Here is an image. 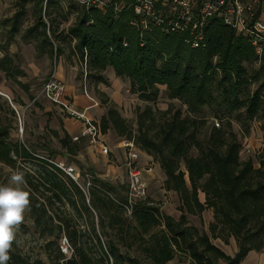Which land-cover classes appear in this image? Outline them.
Instances as JSON below:
<instances>
[{
  "label": "trees",
  "instance_id": "trees-1",
  "mask_svg": "<svg viewBox=\"0 0 264 264\" xmlns=\"http://www.w3.org/2000/svg\"><path fill=\"white\" fill-rule=\"evenodd\" d=\"M69 2L63 8L58 0H17L0 45V71L26 89L16 78L24 72L8 46L31 3L32 23L21 39L32 43L37 54L54 59L68 47L85 65L91 82H105L104 71L111 67L115 76L129 80V91L144 102L154 103L164 87L166 97L177 100L183 110L172 105L164 110L149 104L142 110L137 107L134 132L115 108L108 107L99 126L101 132L112 128L132 140L159 164L165 175L163 188L178 194L180 216L164 214L148 197L133 203L127 215V184L100 180L91 170V185L84 191L78 176L75 181L54 164L53 150L39 155L24 142L11 140L16 114L5 102L0 104V163L25 173L28 210L38 237L48 236L44 251L49 260L45 263L11 248L8 264H166L172 259L239 264L249 251H262L264 159L255 167L252 159L240 158L241 144L232 124L245 134L253 120L264 116V49L257 55L247 37L216 17L205 27V46L190 48L179 35L156 27L141 32L130 24V10L115 14ZM70 13L72 21L62 26ZM209 118L219 125L213 122L200 138ZM50 133L57 138L56 132ZM58 141L68 154L76 153L67 137ZM27 161L36 165L25 169ZM206 209L212 211L208 233L187 218L200 217ZM62 236L71 247L69 256L59 249ZM211 238L224 244L233 238L236 252L225 254ZM133 244L140 253L134 257L127 252Z\"/></svg>",
  "mask_w": 264,
  "mask_h": 264
},
{
  "label": "rangeland",
  "instance_id": "rangeland-1",
  "mask_svg": "<svg viewBox=\"0 0 264 264\" xmlns=\"http://www.w3.org/2000/svg\"><path fill=\"white\" fill-rule=\"evenodd\" d=\"M58 2L61 6H63V8L70 3L69 0H58ZM17 8V0H0V45L4 43L7 32L11 26L13 15L17 11ZM32 15V4L27 3L25 6V12L18 22V31L14 34L11 44L8 46L10 54L14 55L15 64L24 72L23 75L17 76L16 78L21 83L25 84L26 90H31L30 95H28L24 90L25 88L23 89L13 80L6 79L3 72L0 71V90L8 93V95H0V104L7 102L10 107H12V104L16 108L15 114H18V116L16 114L13 119V128L9 132V137L11 140L24 142V144L32 150L36 148L34 151L39 155L47 156V151L53 150L55 152V157L53 158L54 162H63L65 165L75 166L79 170L80 177L78 182L82 189L86 191L84 183L88 178L86 174L89 175L88 169L86 167L79 166V162H77L73 156H62V153L55 150V147L60 145L57 139L50 138L49 133L44 131V129L39 133L37 128L33 129L35 133L31 131V137H25V135L22 136V131L24 133L29 132L27 126H25L26 120L24 112L27 114L25 109L28 107L31 108L34 104H40L43 100H45V98L41 95V88L49 75L55 73L57 77L63 80L66 92L69 96L72 97V94L75 91H78L82 92L84 95H89L97 99L99 107L104 110V114L106 113L108 107L115 108L119 114L126 119L134 132L136 128L135 110L137 107L142 110L146 104H149L153 108L164 110L169 105H172L175 108H181L183 110L184 106H181L177 100L168 99L163 91L164 87H160V93L156 101L154 103H150L138 99L136 94L129 91V80L125 77L115 76L111 81L106 80L103 84H99V82H91L85 75V65L79 62L75 55L70 53L68 47L65 48L62 55L54 59H50L46 55L37 54L32 43H25L21 39L24 30L32 23ZM73 17L74 15L72 13L68 14V20L66 23L62 24V26L70 23ZM0 56H2L1 50ZM32 98H34V102L31 101ZM18 102L22 103V108L18 107ZM0 115L3 116L1 109ZM203 115L208 116V113L205 111ZM216 121L219 123L218 120ZM213 122H215V120L213 121L212 118L208 119L206 126L201 130L200 138H204L208 132L209 126L212 125ZM232 130L237 134L241 144V148L239 150L240 158L252 159L254 166L257 167L258 160L264 159V116L253 120L250 124L249 131L245 134L242 133L239 125L236 123L232 124ZM120 138L122 140L125 139V137ZM108 155L109 153L107 152L106 156ZM31 165L35 166L36 163L27 161L24 165L25 169H29ZM13 172H15V170H12L0 163V185L8 184ZM113 184L124 185L126 182H114ZM25 190H27V186ZM200 197H202L201 193ZM151 200L154 201V203H156L160 208L161 201ZM168 202L169 205H171V207H169L171 211L174 209L179 211L178 208L180 201L177 204V200L173 198L172 200H168ZM187 218L189 223L192 224V222H197L199 217L187 214ZM47 237L48 236H46V238ZM46 238L38 237V234L35 233L33 220L29 210H27L25 212L23 223H21L18 227L16 241L13 243L12 248L20 251L21 254L39 257L45 263H49L47 253L44 251ZM101 238L102 240L106 239L105 236H102ZM120 249L123 252L125 251L121 245ZM127 252L133 257L140 254L134 244L127 249ZM259 252H264V245L263 250ZM176 263L187 264L185 261Z\"/></svg>",
  "mask_w": 264,
  "mask_h": 264
},
{
  "label": "built area",
  "instance_id": "built-area-1",
  "mask_svg": "<svg viewBox=\"0 0 264 264\" xmlns=\"http://www.w3.org/2000/svg\"><path fill=\"white\" fill-rule=\"evenodd\" d=\"M69 1L85 8H96L101 11L111 9L115 14L130 10L134 15L130 24L139 28L141 32L156 27L165 33L179 35L183 44L190 48H203L205 46V27L211 18L216 17L221 19L223 24L233 28L237 34L247 37L257 55H260L264 49V21L256 16L259 0ZM41 95L48 102L57 105L61 111L79 119L82 124L80 135L88 138L103 152L107 151V147L98 141L101 132L99 124L65 98V84L55 73L49 75L44 81ZM11 106L16 111L12 104ZM214 125H219L216 120ZM121 144L128 148L125 160L128 177L125 212L129 215L132 204L147 197V184L142 178L141 169L137 166V152L133 141L124 139ZM54 164L67 176L77 180V174L72 166L65 165L63 162H54ZM86 176L88 178L84 184L85 188L91 185L90 175ZM77 184L79 185L78 182ZM79 187L81 186L79 185ZM59 249L67 256L71 254V247L64 236L59 240Z\"/></svg>",
  "mask_w": 264,
  "mask_h": 264
},
{
  "label": "crops",
  "instance_id": "crops-1",
  "mask_svg": "<svg viewBox=\"0 0 264 264\" xmlns=\"http://www.w3.org/2000/svg\"><path fill=\"white\" fill-rule=\"evenodd\" d=\"M256 16L264 21V0H259ZM104 76L107 81H111L115 77L111 67H107L105 69ZM105 82H99V84H103ZM22 88L24 89V87ZM24 90L28 95H30L31 90ZM5 94L8 95V93L0 90V95ZM65 98L69 100L76 108L84 111V113L89 118L99 124L101 117L104 115V110L99 107L97 99L89 95H84L82 92L78 91H75L71 97L67 94L66 87ZM33 99L34 98H32L31 101L34 102ZM18 107L22 108V103L18 102ZM25 111L27 113L25 114L24 112V117L26 120L25 126H27L29 132L24 133L22 131V136L25 135V137H31V131L34 132L33 129L37 128L39 133L43 129L44 131H47L50 138H55L58 140V138L67 137L71 141V144L73 143L76 146L77 150L74 155H70L64 148L61 147V144L59 143L60 145L56 146L55 150H58L59 153H62V156H73L75 160L79 162V166H83L88 170H91L92 173L100 180L107 181L112 184L114 182L123 183L124 181L127 183L128 177L125 167V160L127 157L128 148L122 146V139L114 131V129L107 128L105 132H100V136L98 138L99 143L107 147V152L109 155L106 156L107 152H103L100 148L90 142L88 138L82 137L80 135L82 127L81 121L61 111L57 105H54L47 100H43V102L40 104H34L31 108H26ZM51 131L56 132L57 138L50 133ZM135 151L137 152V166L141 169L142 178L147 184V197H150L155 201H161L160 210L163 211L164 214H167L174 219H178L180 212L177 211V209L171 211L169 209L171 205H169L168 202V200L175 198L177 200L176 203L178 204V194L175 191H167L163 188L165 175L160 169L159 164L154 161L151 156L142 152L137 147H135ZM72 167L74 168L77 176L80 177L79 170L75 166ZM211 220L212 211L210 209H206L201 213V216L197 219V222H192V224L200 231H205L208 233L207 227ZM211 242L221 249L225 254L230 256H233L237 250L236 243L233 238L229 239L227 244H224L218 238L211 239ZM184 261L188 264V260ZM176 262H178L177 259H172L167 261L166 264H179ZM239 264H264V252L249 251L239 262Z\"/></svg>",
  "mask_w": 264,
  "mask_h": 264
},
{
  "label": "clouds",
  "instance_id": "clouds-1",
  "mask_svg": "<svg viewBox=\"0 0 264 264\" xmlns=\"http://www.w3.org/2000/svg\"><path fill=\"white\" fill-rule=\"evenodd\" d=\"M25 173L15 171L9 183L0 185V264H8L9 253L16 241L18 227L30 207V192L26 189Z\"/></svg>",
  "mask_w": 264,
  "mask_h": 264
}]
</instances>
